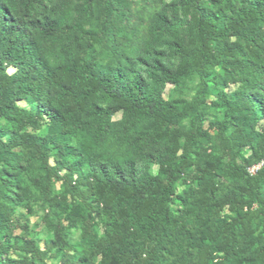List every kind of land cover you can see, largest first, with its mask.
<instances>
[{"label": "trees", "instance_id": "16d2710c", "mask_svg": "<svg viewBox=\"0 0 264 264\" xmlns=\"http://www.w3.org/2000/svg\"><path fill=\"white\" fill-rule=\"evenodd\" d=\"M115 3L0 0V264H264V0Z\"/></svg>", "mask_w": 264, "mask_h": 264}, {"label": "rangeland", "instance_id": "374dc122", "mask_svg": "<svg viewBox=\"0 0 264 264\" xmlns=\"http://www.w3.org/2000/svg\"><path fill=\"white\" fill-rule=\"evenodd\" d=\"M58 1L59 0H56V2ZM60 1H62L64 5L76 6L80 4L82 0H60ZM171 1L172 0H124L125 5L115 3L114 5L115 7L118 8L119 11L121 10L125 11L126 15L128 16V20L121 23L116 18H113V25L116 28V30L121 31L122 33H126L128 36H131L132 29L139 28L141 31L143 30L147 22V15L150 13L152 8L159 7L160 5L163 4H168ZM93 4L96 5L97 3H93ZM100 20L101 19L98 18L97 21L92 22V24L89 26L90 28H88L92 32H94L95 35H98L100 33L99 24H98ZM118 37H121V35L118 34ZM92 45L95 50L97 60L103 63L108 61V53L103 38L96 43H92ZM11 72L12 70L9 69V73ZM195 87H196V81L190 80L185 83V85L181 88V90L186 96H190L194 92ZM171 90H172L171 87L167 86L164 92L165 98L169 96ZM23 212L25 213V218L29 221L30 225L32 227H35L36 231H39L40 229L36 225L39 222L41 211L39 209V203L35 197L33 198L32 212L30 214L26 213L25 210H23ZM49 264H55V262L49 261Z\"/></svg>", "mask_w": 264, "mask_h": 264}, {"label": "built area", "instance_id": "2783aa9c", "mask_svg": "<svg viewBox=\"0 0 264 264\" xmlns=\"http://www.w3.org/2000/svg\"><path fill=\"white\" fill-rule=\"evenodd\" d=\"M259 168V165L258 166H253L249 169V172L252 174L254 173L257 169Z\"/></svg>", "mask_w": 264, "mask_h": 264}]
</instances>
